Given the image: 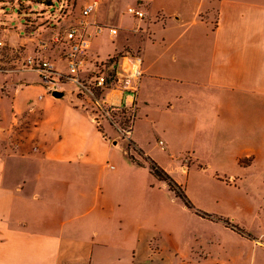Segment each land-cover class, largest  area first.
Instances as JSON below:
<instances>
[{"label":"crops","instance_id":"crops-1","mask_svg":"<svg viewBox=\"0 0 264 264\" xmlns=\"http://www.w3.org/2000/svg\"><path fill=\"white\" fill-rule=\"evenodd\" d=\"M46 1L0 0V62L7 55L15 63L2 73H23L22 58L38 54L66 74L58 37L81 20L90 34L81 78L94 57L138 49L134 149L115 141L108 121L96 126L71 81L58 85L60 97L33 73L7 84L0 96V264H264V0H97L86 17L49 11ZM92 1L82 0L80 10ZM95 23L118 33L95 34ZM105 33L114 45L101 58L97 39ZM103 95L110 105H130L118 89ZM143 135L183 142L191 167L205 173L191 209L204 228L199 249L169 240L179 229L190 240L187 216L175 220L174 199L154 198L150 163L169 174L191 167L172 158L167 168L153 151L159 139ZM166 213L162 226L157 218ZM150 246L157 256L148 261Z\"/></svg>","mask_w":264,"mask_h":264},{"label":"built area","instance_id":"built-area-1","mask_svg":"<svg viewBox=\"0 0 264 264\" xmlns=\"http://www.w3.org/2000/svg\"><path fill=\"white\" fill-rule=\"evenodd\" d=\"M96 2L97 0H93L82 7L81 16L86 17ZM65 12L64 8L60 11V13ZM127 12L136 17L144 16V11L137 6H128ZM78 24L82 27L87 23L81 20ZM78 24L70 25L64 34L58 37L64 46L63 59L67 69L66 74L56 70L49 60L43 59L38 54L23 57L19 68L39 71L42 79L49 83L48 86L53 90H58V85L62 84L64 79L74 83L80 105L88 110L96 126L101 129L104 120L108 121L117 133L115 141L118 142L119 139L126 141L124 145L122 144L124 150L134 149L131 142V128L134 119V101L142 76L141 53L138 49L122 48L109 53L102 61L94 57L91 60L93 65L86 69L89 75L87 78H81L80 72L88 57L90 34L86 33L84 27L79 28ZM104 28L111 37L118 33L116 26L99 23H95L94 33L99 34ZM4 47V41L0 40V55ZM111 88L125 92L130 105L129 103L108 104L103 94L106 89ZM158 142L162 143L161 140Z\"/></svg>","mask_w":264,"mask_h":264},{"label":"rangeland","instance_id":"rangeland-1","mask_svg":"<svg viewBox=\"0 0 264 264\" xmlns=\"http://www.w3.org/2000/svg\"><path fill=\"white\" fill-rule=\"evenodd\" d=\"M5 1V0H4ZM9 1V0H8ZM45 3L47 10H51L56 13H59L61 11L62 8L66 9L68 12H71L75 9L76 12L80 13V9H81V4H82V0H47ZM5 9L7 12H11L12 10V6L10 3H8L5 6ZM5 14V13H4ZM98 41V52L100 54V57L102 58L103 56H105V53L107 50L112 49L113 47V43L111 42L110 39L107 38V34H103L100 35L97 39ZM11 56H7L6 55V60L4 63L0 62V96L4 97L6 96L5 94L8 93L9 88L6 86L7 84H10L12 81H14L15 83H19L22 82V78H26V79H30L33 80L34 78H32V73L36 74L38 76V79L42 81L41 78V74H39L37 70H31V69H24V70H20L17 72H23V73H11V74H4L2 72H11L12 70H14L15 68V63H13ZM61 71L62 72H67V69L65 67V65L63 64V66L61 67ZM22 74H28V76H23ZM25 82V81H23ZM47 85L49 83H46ZM6 86V87H5ZM11 86V85H10ZM5 93V94H4ZM67 96V94H65ZM7 100V97H6ZM10 104V101H9ZM11 108H10V112H11ZM115 134L117 135L116 131L114 130ZM144 137V135H143ZM119 138V137H118ZM149 139H152L148 136L144 137V141H148ZM159 139L162 141V143H158V148L159 149H154L153 151L155 152L157 158L159 159V161L161 163H163V165H165L167 168H171L170 166V162H172V158L175 159L176 162H180L182 161V164H184V169L186 170L187 168L191 167V153L186 150V147L184 146V143L182 142V144L179 141H175V140H171V141H167L165 137H156L154 139H152V143L156 142V140ZM158 140V141H159ZM120 143H122L123 145L126 143V141H121V139H119ZM161 146V148H160ZM130 149V148H129ZM126 150V151H131L133 149L130 150ZM171 157V158H170ZM176 157V158H175ZM162 165V166H163ZM198 168V169H197ZM167 174L169 175V177L173 176L174 180H176L178 183H180L182 185V187L184 188V192L186 194V196L188 197V199L190 200V202L192 203V208H190L187 212H183L180 210V207L178 206V204H182V198L178 195H176V193L174 191H172L166 180L159 178L157 176L152 177V182L154 183V188L157 190L154 192V198L156 200L159 201V203L163 204L167 202H165L168 198L170 199H174L175 201V205L173 203H171V210L173 208H175V220L177 219L178 221H181L185 218L186 220V216H187V227H186V232L188 233V237H190V240L187 239L184 235H181L180 229L179 231H177L176 235L175 233H172V237L169 236V240L171 242L175 241L177 243H180V245H184L186 244V242H188L187 245H192L194 247H196V249H199L198 246L200 245L201 242V234L200 232H202L204 230V228L201 227V225L199 223H197V221H194L195 218V213L193 211H191V209H197V207L195 206V204L193 203L194 201L197 202L201 199L202 197V191L203 188L205 186L204 184V180L205 179V173H203L199 167L195 166V167H191L189 170V173H184V172H180V170H177L176 172H174V174H169V172H167ZM177 178V179H176ZM179 179V181H178ZM165 181L168 188L170 190H166L164 188H162V184ZM193 200V201H192ZM169 205V204H168ZM164 206V205H162ZM162 212V210H161ZM174 212V211H173ZM168 213L166 214H162V216L160 218H157L159 224H161L162 226L165 225V223H167L169 221L168 218ZM168 234V233H167ZM230 242V240H229ZM233 243L236 244V240H233ZM150 253H151V257L147 258V260H151L153 256H157L156 253V248H153V246L149 247ZM178 264V263H176ZM187 264V263H186ZM191 264V263H188ZM201 264V263H200Z\"/></svg>","mask_w":264,"mask_h":264},{"label":"trees","instance_id":"trees-1","mask_svg":"<svg viewBox=\"0 0 264 264\" xmlns=\"http://www.w3.org/2000/svg\"><path fill=\"white\" fill-rule=\"evenodd\" d=\"M150 169L151 172L159 177L162 178L164 180H166L169 188L174 191L176 193V195L180 196L184 202V204L189 207L192 208V203L190 202V200L188 199V197L186 196L185 192H184V188L182 187V185L178 184L176 181H174L171 177H169V175L159 166H157L155 164V162L151 161L150 163Z\"/></svg>","mask_w":264,"mask_h":264},{"label":"water","instance_id":"water-1","mask_svg":"<svg viewBox=\"0 0 264 264\" xmlns=\"http://www.w3.org/2000/svg\"><path fill=\"white\" fill-rule=\"evenodd\" d=\"M52 94H53L54 96H56V97H60V96L63 95V92L54 89V90L52 91Z\"/></svg>","mask_w":264,"mask_h":264}]
</instances>
